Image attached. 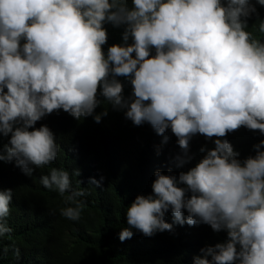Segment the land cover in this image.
<instances>
[{
    "label": "clouds",
    "instance_id": "clouds-1",
    "mask_svg": "<svg viewBox=\"0 0 264 264\" xmlns=\"http://www.w3.org/2000/svg\"><path fill=\"white\" fill-rule=\"evenodd\" d=\"M257 6L264 0H0V135L8 138L0 162L28 177L52 165L60 146L37 122L62 110L99 124L109 114L95 113L100 97L134 126L149 124L162 143L170 130L180 149L177 169L192 163L190 141L202 135L214 147H201L202 157L178 175L157 170L151 194L127 207L118 238L204 224L226 240L202 247L192 264H264V139L241 160L225 138L241 127L264 136V18ZM253 17L260 38L248 30ZM107 25L122 33L105 51ZM103 179L89 184L99 188ZM39 182L63 198L62 217L81 219L86 191L72 187L67 170L52 167ZM12 199V189L0 191V238L12 233ZM169 211L172 223L165 222ZM12 251L19 258L20 250ZM8 252L4 246L0 257Z\"/></svg>",
    "mask_w": 264,
    "mask_h": 264
},
{
    "label": "trees",
    "instance_id": "trees-1",
    "mask_svg": "<svg viewBox=\"0 0 264 264\" xmlns=\"http://www.w3.org/2000/svg\"><path fill=\"white\" fill-rule=\"evenodd\" d=\"M257 8L264 18V7ZM255 22V17L249 20L248 30L260 38L252 28ZM106 27L105 51L108 46L121 42L122 33V29ZM130 91V86L126 87L125 95ZM100 99L102 102L95 113L107 109L109 114L99 124L92 117L76 121L62 110L37 122V128L46 125L53 131L60 146L52 165L37 169L28 177L14 163L0 162V191L13 190L7 218L12 233L0 238V250L8 246L9 252L0 257V264H192L202 247L226 240L225 232L214 233L204 224H173L171 232L157 233L150 238L134 230L131 239L119 240V231L127 227V207L137 195L151 194L154 173L159 170L167 175L171 169L172 174L178 175L202 157L201 147L211 149L214 144L202 135L194 136L190 141L192 163L177 169L172 161L180 149L170 130L165 133L169 140L162 143L163 137L149 124L134 126L123 112L112 111ZM225 138L243 160L255 155L252 146L264 136L258 130L241 127ZM7 140L0 135V148ZM52 167L67 170L72 187L86 191V196L81 198L85 207L78 222L60 215V208L66 206L63 198L44 189L39 182V177ZM74 169L79 170V177L72 176ZM101 176L104 179L99 188L89 184L90 178L99 181ZM165 222H173L170 211ZM13 248L20 250L19 258L13 254Z\"/></svg>",
    "mask_w": 264,
    "mask_h": 264
}]
</instances>
